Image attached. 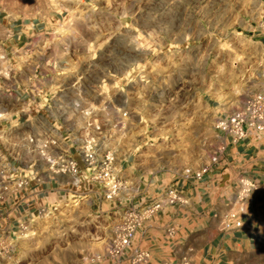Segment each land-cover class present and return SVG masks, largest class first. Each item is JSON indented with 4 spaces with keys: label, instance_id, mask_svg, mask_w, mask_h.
Instances as JSON below:
<instances>
[{
    "label": "rangeland",
    "instance_id": "obj_1",
    "mask_svg": "<svg viewBox=\"0 0 264 264\" xmlns=\"http://www.w3.org/2000/svg\"><path fill=\"white\" fill-rule=\"evenodd\" d=\"M252 8V0H0L1 17L52 32L44 45L53 42L61 65L85 78L78 93L90 109H103L92 117L107 131L105 151L116 160L117 147L144 140L166 150V170L185 174L204 170L221 150L217 116L262 90L264 50L241 25ZM137 113L154 126L150 133L130 132ZM113 200L43 211L16 231L14 251L0 264H99L116 256L133 206L120 213ZM236 264H264V253Z\"/></svg>",
    "mask_w": 264,
    "mask_h": 264
},
{
    "label": "crops",
    "instance_id": "obj_2",
    "mask_svg": "<svg viewBox=\"0 0 264 264\" xmlns=\"http://www.w3.org/2000/svg\"><path fill=\"white\" fill-rule=\"evenodd\" d=\"M252 2L250 17L241 25L264 50V0ZM47 34L52 32L42 31L34 22L0 15L2 261L14 251L16 231L42 211L57 210L76 199L104 198L102 185L84 167L77 175L52 167L51 162L70 158L81 164L80 147L92 136L101 151L109 147L106 129L92 117L99 116L102 107L90 109L84 104L86 95L78 91L85 86V78H75L68 65H61L53 42L44 45ZM155 101L153 95L147 99L150 106ZM130 115L128 127L133 134L154 129L142 123V113ZM218 132L222 139L219 159L207 164L201 178L166 170V150L160 151L154 143L136 139L130 146L117 147L115 166L125 188L111 202L113 209L121 213L130 206L156 202L162 206L144 221L125 252L99 264H236L264 253V137L234 141ZM201 168L196 165L191 170ZM241 178L255 187L242 203V226L226 228ZM170 188L181 197L174 205L166 202ZM141 254L148 257L139 260Z\"/></svg>",
    "mask_w": 264,
    "mask_h": 264
},
{
    "label": "built area",
    "instance_id": "obj_3",
    "mask_svg": "<svg viewBox=\"0 0 264 264\" xmlns=\"http://www.w3.org/2000/svg\"><path fill=\"white\" fill-rule=\"evenodd\" d=\"M261 81L263 83L261 91L250 95L241 108L217 120L215 128L218 131L227 134L234 141L247 138L261 140L264 137V68L261 73ZM95 129L99 131L100 127L96 126ZM219 155L220 151L212 158V162H217ZM80 157L81 164L73 158L62 162H50L52 163V167L58 172L72 175L79 174L81 166L84 167L89 171L91 178L102 185L104 199H115L125 188V183L115 171V157L112 151H101L98 139L92 136L81 145ZM204 172L205 169L198 172L187 169L186 175L201 178ZM22 185L23 183L19 184V186ZM254 187L255 184L249 179H240V191L226 218V228L242 226V203ZM180 201L181 197L178 191L174 188H170L167 191L166 202L174 205ZM161 206L162 202H156L141 208L133 206L125 213L127 221L118 237L116 255L125 252L127 247L131 244L136 231L143 225L145 220L160 210ZM1 221L2 213L0 211V223ZM21 227L27 229L26 226L22 225ZM2 244L3 243L0 242V263L4 251ZM147 257V254H141L139 260H145Z\"/></svg>",
    "mask_w": 264,
    "mask_h": 264
}]
</instances>
